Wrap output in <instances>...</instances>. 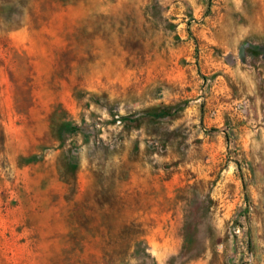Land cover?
<instances>
[{
	"label": "rangeland",
	"instance_id": "374dc122",
	"mask_svg": "<svg viewBox=\"0 0 264 264\" xmlns=\"http://www.w3.org/2000/svg\"><path fill=\"white\" fill-rule=\"evenodd\" d=\"M74 209L136 218L124 264H264V0H0V264H108Z\"/></svg>",
	"mask_w": 264,
	"mask_h": 264
},
{
	"label": "trees",
	"instance_id": "16d2710c",
	"mask_svg": "<svg viewBox=\"0 0 264 264\" xmlns=\"http://www.w3.org/2000/svg\"><path fill=\"white\" fill-rule=\"evenodd\" d=\"M55 3L60 4H70L79 0H50ZM12 19L6 20L7 25L19 26V24L14 25ZM173 113L167 112L166 109H163L160 113L161 118L170 117ZM155 118V117H153ZM52 130L55 128L69 129L70 132L75 133L77 126H70L67 121L55 122V119H52ZM61 176L64 179V182L68 185L75 187V175L74 173H68L65 165H62ZM69 168V167H68ZM64 170V171H63ZM133 202L139 203L138 199L132 200ZM99 203V201H97ZM105 204L111 205V201L104 200ZM124 205L126 203L122 201ZM130 203V201H128ZM100 204V203H99ZM132 204V203H130ZM77 206V204H75ZM70 217L72 219H77L75 225L80 224L85 231L93 233L94 231L105 232V249L103 260L108 264H124V259L128 260L131 257V251L135 250L137 247L141 246L144 243V231L140 223L137 222L135 217L128 215L126 213H120L115 211H106L103 213H86L80 210L74 209L70 211ZM76 214V215H75ZM126 264V263H125Z\"/></svg>",
	"mask_w": 264,
	"mask_h": 264
}]
</instances>
